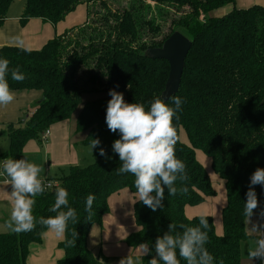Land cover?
I'll return each instance as SVG.
<instances>
[{
  "label": "trees",
  "instance_id": "16d2710c",
  "mask_svg": "<svg viewBox=\"0 0 264 264\" xmlns=\"http://www.w3.org/2000/svg\"><path fill=\"white\" fill-rule=\"evenodd\" d=\"M14 1L0 0V26ZM23 1L22 25L29 19H39L55 26L80 5L86 7V20L82 26L47 41L39 50L0 48V57L9 61V68L18 67L24 75L21 81L7 78L10 90L41 94L33 112L16 125L6 126L4 133L9 138V147L0 154V160L20 158L28 141L39 140L51 125L71 119L79 106L75 131L86 132L85 144L99 138L106 157L112 158L102 159L94 148V161L90 165L70 167L66 175L54 180V188H45L35 197L33 229L0 233V264H26L29 245L39 244L48 229L40 223L41 218L56 215L49 209L57 187L68 191L69 206L75 210L76 219L68 222L58 244L63 257L56 264H101L106 260L95 258L87 248L89 231L93 226H102L112 194L127 189L137 195L135 178L130 173L118 175L115 171L120 162L111 153V143L118 135L110 132L104 122L106 102L110 98L100 97L85 103L81 99L90 93L106 96L109 89L124 94L128 103H143L145 107L154 98L162 99L168 64L144 54L147 49L160 47L174 32L191 41L179 90L173 95L183 100L178 119L173 123L177 133L175 153L185 164L187 178L177 179L175 194L169 195L165 190L163 207L155 212L138 202V197L134 198L132 215L136 230L125 239V244L136 248L147 243L151 248L155 239L167 231L169 223L198 226L200 216L189 219L184 209L199 205L205 197L215 194L207 173L195 158V150L202 151L227 189L226 204L221 211V235L216 234L211 218L204 216L209 222L205 247L214 264H241L240 242L248 238L244 230V193L250 174L257 167L264 168V8L253 5L236 9L234 0H181L189 12L171 21L170 32L157 42L161 31L154 18L147 19L151 7L144 0H132L120 11L95 14V24L99 17L102 25L91 28L90 33L81 30L90 18L89 5L99 1L107 7L103 0ZM227 6H230L227 13L213 16ZM78 29L87 44L77 40L64 42L70 32ZM146 31L152 34L149 40H143ZM71 42L72 49L68 52ZM81 67L85 72L78 76ZM172 97L166 103L171 104ZM179 129L184 131L189 147L179 140ZM254 189L264 224V192L259 185ZM89 194L95 199L91 210L85 212L84 200ZM174 231L179 234L183 229L177 227ZM150 258L151 255L142 257L141 264H147ZM180 264H185L183 259Z\"/></svg>",
  "mask_w": 264,
  "mask_h": 264
},
{
  "label": "clouds",
  "instance_id": "9594fccd",
  "mask_svg": "<svg viewBox=\"0 0 264 264\" xmlns=\"http://www.w3.org/2000/svg\"><path fill=\"white\" fill-rule=\"evenodd\" d=\"M23 50L28 51L26 48ZM9 76L14 81L24 79L18 67L10 69L9 61L0 57V106L14 99L8 84ZM108 96L110 99L106 102L104 122L110 132L118 135L111 143V153L120 162V166L115 169L116 174H132L138 202L155 212L163 207L165 190L169 195L175 194L177 179L183 181L187 178L185 164L175 153L177 133L173 123L174 119H178L177 113L181 110L183 100L173 96L171 104H168L160 98H154L145 107L143 103L126 102L123 94L115 89H109ZM100 143L99 138H92L88 145L89 152L92 154L95 148L102 159L111 160V155L106 157ZM41 171L40 165L23 157L0 160V176L7 178V191L11 200L8 226L14 233L28 232L34 227L32 209L35 197L45 191ZM256 185L264 192V168L257 167L248 177L243 201V215L247 221L258 206L254 189ZM54 196L49 211L56 215L42 217L40 223L59 236L65 232L68 222L76 219V212L69 206V193L64 187H57ZM94 199L92 194L85 198V212L91 210ZM208 223L204 216L199 217L198 226L195 227L169 223L167 231L155 239L151 248L147 243H141L137 256L127 255L118 264H138L142 257L149 255L151 258L147 264H180V259L185 264H214L213 256L205 247ZM177 227L183 229L179 234L174 231ZM260 229H264V224L260 225ZM248 231L258 235L254 237V246L246 255L250 262L255 258L264 264V231L258 230L255 224ZM73 235L76 236V233Z\"/></svg>",
  "mask_w": 264,
  "mask_h": 264
},
{
  "label": "crops",
  "instance_id": "0c3cea01",
  "mask_svg": "<svg viewBox=\"0 0 264 264\" xmlns=\"http://www.w3.org/2000/svg\"><path fill=\"white\" fill-rule=\"evenodd\" d=\"M16 3L17 2L14 1L10 5L6 12V18L0 26V48L19 47L28 50H39L47 41L63 33L64 28L71 26L67 25V23L74 21V24H78L82 22L81 16L84 14L81 11L77 14H72V12L64 18L63 21L68 19L66 22L61 21L55 26L43 23L39 19H29L22 25L20 23V18L23 14L24 3ZM253 5L264 8V0H234V7L236 9H246ZM60 25H62L63 28L61 33L58 31ZM12 93L14 96L13 101L7 105L0 106L1 127L11 124L16 125L20 120L24 119L27 114L33 112L35 106L41 101V94L39 92L17 91ZM75 118L76 116H73L69 120L51 125L48 128L49 136L45 141H42L40 135L39 140H30L24 145L20 158H26L29 162L40 165L42 169L40 175L43 181L54 183V180L66 175L70 167H80V164H78V155L74 150L76 148L71 141L72 134L76 132L74 125ZM7 142L9 147V140ZM80 143L85 144L84 140ZM6 146L7 144L2 147L3 151L0 154L8 150ZM7 190H9L7 178L5 176H0V223L4 225V231L11 230L8 226L11 213V200ZM109 209L111 212L110 200ZM186 209L187 208L184 209L185 215ZM108 217L109 213L103 218L101 227L93 226L89 231L86 245L92 255L95 258H107L101 264H118L119 260L127 255L132 257L137 256L139 254V248L130 249V247L124 243V239L130 234V232L125 231V229L118 228L117 230L121 234L115 238L120 243L109 241L107 246L102 243L104 239L102 227L103 225L106 226L104 222L107 223L110 221ZM118 224L119 227H123L125 221L120 220ZM254 224L258 230L264 231V229H260V225L263 224V217L259 206L254 209L252 216L249 217V221H247V219L245 220L244 230L248 238L240 242L239 251L241 264H260V261L255 258L250 262L246 255L247 251L254 246V237L258 235L248 231ZM133 227L135 231V225ZM63 234L57 236L52 230L47 229L43 233L39 244L33 243L29 245L26 264H56V262L63 257V252L58 248V244L63 240ZM138 264H141V260Z\"/></svg>",
  "mask_w": 264,
  "mask_h": 264
},
{
  "label": "rangeland",
  "instance_id": "374dc122",
  "mask_svg": "<svg viewBox=\"0 0 264 264\" xmlns=\"http://www.w3.org/2000/svg\"><path fill=\"white\" fill-rule=\"evenodd\" d=\"M107 7H103L100 5L99 1L92 3L89 5V12H90V18L88 19V23L86 26L82 27L81 30L89 31L91 32V28L97 27L100 28L102 25V22L99 21V17L97 18V24L94 17L95 14L97 16H101L102 14H105L107 10H110V12H113L115 10L120 11L124 8H127L129 4H131L132 0H103ZM146 4H149L151 7L150 12L147 15V19L154 18L156 21V24L159 26L161 34L157 35V42L161 41L163 37H165L171 29V21L177 20L180 16H183L184 14H187L189 11L188 6L186 3L183 1L179 0H144ZM16 4H20V2H23V0H16ZM230 6L225 7L224 9H221V11H216L213 13V16H221L225 13L228 12ZM83 12L81 16V21L78 24H74V21L67 23L68 26L66 28H62V25L58 27V31L61 33L62 30L63 32L66 30H70L74 27H79L82 26L85 22V6L80 5L77 6L76 9L73 11L72 14H77L78 12ZM70 15V13L68 14ZM67 16V15H66ZM65 16V17H66ZM76 16V15H75ZM68 20V19H67ZM67 20L63 21L66 22ZM73 24V25H72ZM90 26L88 29L87 27ZM80 30V31H81ZM58 32V33H59ZM79 29L74 30L68 34L67 37L64 38V42H70V41H80L82 45L87 44L86 41L83 39V36H81ZM152 37V34L150 32L144 33L143 40H149ZM134 47H136L134 45ZM72 49V42L68 46V52H70ZM85 72V68L81 67L78 69V76H82L83 73ZM100 97H107L108 94L101 95L96 94V93H90V94H85L82 96V103L88 102L95 100ZM125 98L123 94V99ZM81 106H79L76 110V114L74 116H77V113L79 112V109ZM73 121V120H72ZM7 127H1L0 126V153L3 151L2 147H4L5 144H7L6 149L8 148V138L7 135L4 133L6 132ZM86 132H75L72 134V143L74 144L75 152L78 155V164H80V167H86L90 165L93 161L94 158L92 154L88 150V145L89 144H81L80 142L85 139L86 137ZM179 140L186 146L189 147L187 137L182 129H179ZM93 151V149H92ZM195 158L199 162V164L203 167L205 172L208 175L210 185L212 189L214 190L215 194L212 197H205L203 202L200 203L199 205L196 206H188L186 207V217L189 219H192L193 217H199V216H207L210 217L214 226L215 231L217 232L218 235H221L222 233V225H221V211L225 207L226 204V199H225V187H224V182L216 175L211 169V162L210 159L202 152V151H196L195 150ZM124 191V192H123ZM138 197V195H133L130 191L127 189H123L120 191L115 192L112 194L108 199L110 200V208L111 212L109 209V222L105 223L102 227V231L104 233V239L102 243L107 246L109 241L112 242H117V239L115 237H118L121 233H119L117 230L119 229H125V231H129L130 234L131 232H134L133 226H134V220H133V215H132V203H133V198ZM109 200H108V206H109ZM254 211V210H253ZM120 220L125 221V224L123 227H119L118 222ZM4 225L0 223V233H6L8 231L3 230ZM128 232V233H129ZM128 234L126 238L130 235ZM125 238V239H126ZM109 239V240H108ZM124 239V243H125ZM132 247H130L131 249ZM139 247H136V249ZM135 257V256H134ZM107 259V258H106Z\"/></svg>",
  "mask_w": 264,
  "mask_h": 264
},
{
  "label": "water",
  "instance_id": "95a60500",
  "mask_svg": "<svg viewBox=\"0 0 264 264\" xmlns=\"http://www.w3.org/2000/svg\"><path fill=\"white\" fill-rule=\"evenodd\" d=\"M191 41L180 32L172 33L158 48L145 51V56L153 60H164L169 67L162 99L166 102L179 90L185 58L190 50Z\"/></svg>",
  "mask_w": 264,
  "mask_h": 264
},
{
  "label": "built area",
  "instance_id": "2783aa9c",
  "mask_svg": "<svg viewBox=\"0 0 264 264\" xmlns=\"http://www.w3.org/2000/svg\"><path fill=\"white\" fill-rule=\"evenodd\" d=\"M48 136H49V131H48V130L44 131V132L41 134V139H42V141H45L46 138H47ZM44 186H45V188H47V189H51V188H54V183L49 182V181H46V182H44Z\"/></svg>",
  "mask_w": 264,
  "mask_h": 264
}]
</instances>
